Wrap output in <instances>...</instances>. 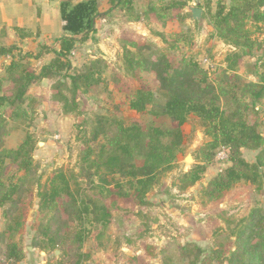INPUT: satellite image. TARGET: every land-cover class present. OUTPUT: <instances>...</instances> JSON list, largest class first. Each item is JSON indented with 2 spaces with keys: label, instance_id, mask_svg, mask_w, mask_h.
<instances>
[{
  "label": "trees",
  "instance_id": "obj_1",
  "mask_svg": "<svg viewBox=\"0 0 264 264\" xmlns=\"http://www.w3.org/2000/svg\"><path fill=\"white\" fill-rule=\"evenodd\" d=\"M107 4L110 9L126 15L128 22L140 20L141 15L136 10L134 0H107ZM160 4L158 9H150L158 22L163 24V20L170 18L184 21L185 17L180 12L186 7V1L167 0ZM209 6L208 0L204 12L213 37L239 51L230 54L231 62L227 69L234 71L241 55H247L252 50L247 24L264 25V0H229L228 6L219 1L214 12L210 11ZM59 15L64 22L63 36L58 40V48L43 46L41 52L33 55L34 60L44 55L50 56L39 68L24 62L20 54L14 56L13 46L0 48V57L8 58L7 64L2 65L3 77L0 79V147L5 136L6 117L13 119L25 115L27 112L23 105L35 110L32 108L35 98L29 96L31 86L43 79L50 81L53 102L59 105L62 114L69 115L78 112L79 95L89 93L102 82L103 60L95 57L80 71L74 70L70 62L76 44L86 42L95 19L105 15L99 12L98 1L83 0L75 4L63 1L59 4ZM15 30L20 39L29 37L25 31ZM157 36L163 39L161 34ZM147 48L146 44L133 41L124 45L118 62L127 78L113 76L111 84L118 94H127L124 104L139 117L127 123L124 119L97 115L78 157L79 172L59 168L52 172L43 186H38L39 211L50 217L62 215L72 224L75 223L76 226L68 231L65 239L75 251L79 252L90 236L87 226L105 228L110 224L112 217L106 202L115 209H120L121 203L126 201L146 205L147 194L174 165L184 140L182 127L190 117L198 120L204 136L209 139L199 151L201 163L210 162L220 147L229 149L226 162L229 165L203 189L202 194L206 199L218 201L240 183L264 189V148L262 160L258 162L249 163L241 154L243 149L257 151L264 144L257 125L249 123L244 117L249 105L242 103V99L249 100L253 106L264 99V71L257 83L240 87L239 97L236 93L229 96V91L224 87L216 88L208 81L206 70L198 63L189 60L181 66H173L165 53H159L155 59L144 54ZM144 74L156 76L157 94L163 100L161 103L157 102L153 90L141 83ZM131 80H137L132 94ZM5 82L8 87L3 89ZM222 98L225 103L230 102L229 110L221 107ZM12 106L14 108L9 112L5 110ZM144 113H149L152 118L150 122L140 119ZM160 118H165L169 125H156L154 121ZM33 150L34 141L28 135L16 150L0 154V174L4 170L5 160L16 172L28 174L33 168ZM134 157L138 158L140 164H135ZM204 165H195L183 176L182 188L192 187L200 180L206 170ZM93 179L98 182L94 186L98 193L95 197L83 194L78 186L79 180L93 185ZM21 183L22 178L7 184L0 180V209L17 205ZM7 214L4 213L6 224L3 236L8 239L3 249L4 264H20L25 254L20 241L12 238L24 227L25 212L12 214L11 217H7ZM249 218L231 232L234 237L231 250L217 245L208 256L203 257V250L196 243L189 242L177 246V261L164 257L161 264H264V213L254 209ZM38 228L41 235L46 237V243L38 246L42 251H54L60 245L64 247V241L58 243L55 237L47 236L48 224L39 225ZM147 249L153 250L151 247ZM81 258L83 256H77L74 264H79Z\"/></svg>",
  "mask_w": 264,
  "mask_h": 264
},
{
  "label": "rangeland",
  "instance_id": "obj_2",
  "mask_svg": "<svg viewBox=\"0 0 264 264\" xmlns=\"http://www.w3.org/2000/svg\"><path fill=\"white\" fill-rule=\"evenodd\" d=\"M35 1H47L44 5L58 11L59 4L63 1L73 4L81 0ZM97 1L99 11L104 12L106 0ZM162 1L167 0H135L136 10L141 13L140 20L136 23L128 22L126 15L120 11L113 12V16L97 18L92 32L88 34V40L76 44L70 57L74 70L80 71L95 57L105 63L101 84L89 93L79 95V109L76 114L61 113L59 105L53 102L51 83L44 81L42 85H33L29 89V96L35 98L32 106L34 111L23 105L27 112L25 115H18L13 119L6 117L0 154L16 150L28 135L34 141V150L33 168L28 174L16 172L8 160L4 161L5 167L0 174V180L5 184L10 181L17 182L22 178L17 205L0 209V264H4L3 249L8 240L3 236L5 212H8L7 217L25 212L24 227L12 238L14 241H20L25 254L20 264H74L79 255L83 256L79 264H161L164 257H172L173 261H177V246L189 242L196 243L203 250V257H206L217 245L231 250L234 242L231 232L250 220L249 215L254 209H260L264 213V189L247 183L235 185L218 201H211L203 196V189L208 182L229 163L219 164L214 157L210 162H200L199 151L209 139L204 136V130L194 117H190L182 127V149L172 168L163 174L147 194L146 205L126 201L121 203L120 209H115L111 203L106 202L112 217L110 224L105 228L87 226L90 236L79 252L75 251L68 241L65 242L68 231L73 230L75 223L72 224L62 215L50 217L39 211L38 186H43L53 171L63 168L67 172H79L78 157L83 151L84 141L97 115L124 119L127 123L139 117L124 104L127 94H118L111 86L113 76L127 78L118 61L123 46L128 42L146 44L148 48L144 54L152 59L159 53L167 54L173 66H181L189 60L198 63L206 70L208 81L216 88L224 87L229 91V96L236 93L239 97L240 87L259 81V76L264 71V25L247 24L252 50L247 55H241L234 71H230L227 69L231 62L230 54L239 51L234 48L230 50L225 44L222 46L223 42L213 37L204 12L207 0H192L195 2L193 7L203 10L200 22L193 21L190 11L183 10L181 16L185 17L184 21L170 18L163 20V24L157 21V17L150 10L158 9ZM219 1L229 5V0H209L211 12L215 11ZM17 18L19 19L18 16ZM60 27L61 25H57L55 29L52 26L45 31L44 26L41 29L37 26L32 32L27 30L29 37L24 39L14 35L12 27L5 28L6 37L0 33V48L13 46L14 56L20 54L24 57V62L37 69L41 63H46L50 56L44 55L41 59L34 60L33 55L41 52L43 46L49 47L56 43L62 34ZM158 34H161L163 39L158 37ZM29 54L32 56L29 57ZM204 58H208L211 65L207 69L202 64ZM2 65L5 64L0 57V79L3 76ZM140 80L148 89L153 90L157 102L161 103L163 100L157 94L156 76L144 74ZM136 82L131 83V94L137 87ZM7 87L8 83H3V89ZM242 100V103L249 105V110L244 114L245 119L257 125V130L264 140V99L253 106L249 100ZM221 107L229 110L230 102L225 103L222 98ZM13 108L7 107L5 110L9 112ZM140 119L146 123L152 120L149 113H144ZM154 123L160 126L169 125L165 118L157 119ZM263 148L264 144L257 151L243 149L242 157L249 163L258 162L262 160ZM187 155L191 156L188 157V162L185 161ZM133 161L140 164L137 157H134ZM197 164H205L204 174L192 187L182 188L183 176ZM93 181L94 184L91 185L79 180L78 186L83 194L98 196L97 190L94 189L98 182L96 179ZM46 224L49 228L47 236L55 237L58 243L64 241V247L60 245L49 252H44L38 247L41 243H46V237L41 235L38 226ZM152 243L154 245H151ZM147 247L153 250H148Z\"/></svg>",
  "mask_w": 264,
  "mask_h": 264
},
{
  "label": "crops",
  "instance_id": "obj_3",
  "mask_svg": "<svg viewBox=\"0 0 264 264\" xmlns=\"http://www.w3.org/2000/svg\"><path fill=\"white\" fill-rule=\"evenodd\" d=\"M184 1H186L187 5L184 9L181 10L180 14L182 13L183 10L189 11V9L193 7L192 6L194 5L193 3H195L192 0H184ZM46 2L47 1L42 2V1H35V0H0V33L3 35V37H6L5 28L7 29V28L12 27L14 29V35L17 36L16 30H15L16 28L23 30L25 32H27V30L32 32L33 28L39 26V28L41 29V27L44 26V30L46 29L45 31H47L48 29H51L52 26L56 29L57 25L59 26L61 25L60 28H61L62 34L59 37L61 38L63 36L62 26L64 22H62L60 19L59 10L53 11L52 9H49L47 5H44V3ZM105 5H106V8L104 12H102V13H105L104 17L113 16V12L117 10L110 9L109 4H107V0L105 2ZM135 6H136V2H135ZM45 9L47 11H45ZM50 10H52V12ZM139 14L141 13L139 12ZM17 16L19 17V19L17 18ZM96 21L97 20L95 19L94 25ZM102 21L105 22V20H102ZM133 23H136V22H133ZM58 40L55 41L56 42L55 44L58 43ZM54 45L51 46V48L53 47L58 48V44L55 46ZM222 46H225L224 43L222 44ZM2 62L6 65L8 62V58L2 57ZM2 73H3V69H2ZM44 81L48 83L50 82L48 80L43 79L37 84H35V86L38 87V85L40 84L42 85ZM151 245H154V244L152 243Z\"/></svg>",
  "mask_w": 264,
  "mask_h": 264
},
{
  "label": "built area",
  "instance_id": "obj_4",
  "mask_svg": "<svg viewBox=\"0 0 264 264\" xmlns=\"http://www.w3.org/2000/svg\"><path fill=\"white\" fill-rule=\"evenodd\" d=\"M225 47H227L228 49H230V50H234L232 47H230V46H225ZM71 55H72V53H71ZM202 64L204 65V66H206V69L208 68V67H210L211 65H210V62H209V60H208V58H204V59H202ZM55 139H58V137H55ZM228 156H229V149L228 148H225V147H220L217 151H216V153H215V155H214V160L217 162V163H219V164H224V163H226L227 162V160H228Z\"/></svg>",
  "mask_w": 264,
  "mask_h": 264
},
{
  "label": "water",
  "instance_id": "obj_5",
  "mask_svg": "<svg viewBox=\"0 0 264 264\" xmlns=\"http://www.w3.org/2000/svg\"><path fill=\"white\" fill-rule=\"evenodd\" d=\"M189 11H190V13H191V18H192L193 21H195V22H200V21H201V19H202V13H203V10H202L201 8H198V7H191V8L189 9ZM39 146H40V144H39ZM188 157L191 158L190 155H187V156L185 157V161H186V159H187ZM186 162H188V161H186ZM29 251H30V248H29ZM55 252H57V251H55Z\"/></svg>",
  "mask_w": 264,
  "mask_h": 264
},
{
  "label": "bare ground",
  "instance_id": "obj_6",
  "mask_svg": "<svg viewBox=\"0 0 264 264\" xmlns=\"http://www.w3.org/2000/svg\"><path fill=\"white\" fill-rule=\"evenodd\" d=\"M189 160H190L189 158L186 159V161H189Z\"/></svg>",
  "mask_w": 264,
  "mask_h": 264
}]
</instances>
